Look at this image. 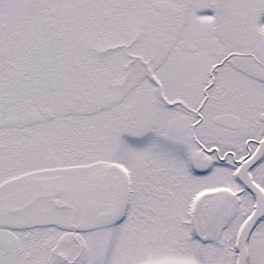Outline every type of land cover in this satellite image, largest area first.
<instances>
[{"label": "snow or ice", "instance_id": "snow-or-ice-1", "mask_svg": "<svg viewBox=\"0 0 264 264\" xmlns=\"http://www.w3.org/2000/svg\"><path fill=\"white\" fill-rule=\"evenodd\" d=\"M0 264H264V0H0Z\"/></svg>", "mask_w": 264, "mask_h": 264}]
</instances>
